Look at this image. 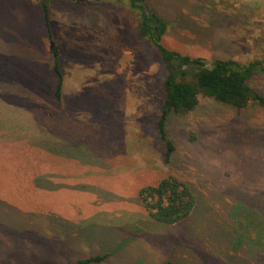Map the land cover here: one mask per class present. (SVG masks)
Here are the masks:
<instances>
[{
	"label": "rangeland",
	"instance_id": "1",
	"mask_svg": "<svg viewBox=\"0 0 264 264\" xmlns=\"http://www.w3.org/2000/svg\"><path fill=\"white\" fill-rule=\"evenodd\" d=\"M144 1L165 22L159 42L166 49L207 65L264 62V0ZM39 3L0 0V91L30 87L35 76L46 80L53 48L62 61L95 59V74L100 60L110 85L77 110L85 122L75 128L84 131L86 169L93 153L101 160L92 167L101 188L69 195L79 201L75 218L61 203L69 222L55 218L60 228L51 232L21 216L29 207L17 201L20 187H3L26 158L0 144V264H69L93 255L104 257L86 264H264V106L250 101L236 109L198 97L190 112L168 118L174 150L164 163L155 121L166 72L150 42L136 35L127 0H44L47 20ZM247 84L264 97V72H252ZM5 98L15 96L7 91ZM167 175L194 197L189 214L171 224L150 218L137 198Z\"/></svg>",
	"mask_w": 264,
	"mask_h": 264
},
{
	"label": "crops",
	"instance_id": "2",
	"mask_svg": "<svg viewBox=\"0 0 264 264\" xmlns=\"http://www.w3.org/2000/svg\"><path fill=\"white\" fill-rule=\"evenodd\" d=\"M56 59L58 76L52 59L46 80L35 76L30 87L16 84V90L0 91V144L14 146L26 158L23 165H17L6 175L7 185L3 187H20L17 201L22 207H29L27 211L21 210V216L27 213L38 223L51 225V232L60 228V224L56 227L53 223L55 218L58 223L69 222L61 203L75 218L78 209L75 202L79 201H67L69 195L78 189L101 188L94 184L99 173L93 171L95 159L101 160L93 153L88 163L93 168L86 169L87 154L80 136L84 131L75 127L85 122L77 110L92 102V98L96 103L93 91L103 84L109 86L111 81L108 73L103 74L100 60L96 59L99 67L95 74L96 68L91 66L95 59L69 57L62 61L58 56ZM6 88L14 89V84H6ZM7 91L15 98H5ZM23 187H28L25 199L23 194L27 190Z\"/></svg>",
	"mask_w": 264,
	"mask_h": 264
},
{
	"label": "trees",
	"instance_id": "3",
	"mask_svg": "<svg viewBox=\"0 0 264 264\" xmlns=\"http://www.w3.org/2000/svg\"><path fill=\"white\" fill-rule=\"evenodd\" d=\"M40 1L46 19V5L44 0ZM127 2L138 17L136 35L150 42L166 72L162 81L163 100L155 121V129L163 145L164 163L169 162L174 150L165 130L168 118L190 112L197 104L198 97H209L236 109L243 108L250 101L264 106V97L251 90L247 84L252 72H264V62L252 60L239 63L231 58H219L207 65L200 57L168 50L159 42L160 35L166 28L165 22L152 12L144 0ZM51 53L54 72L58 76L56 50L53 48ZM58 89L59 83L56 86V96ZM137 198L150 218L166 224L183 219L194 204V197L188 186L172 175L161 178L155 185L141 187ZM103 257L104 255L88 256L69 264H86L100 261Z\"/></svg>",
	"mask_w": 264,
	"mask_h": 264
},
{
	"label": "water",
	"instance_id": "4",
	"mask_svg": "<svg viewBox=\"0 0 264 264\" xmlns=\"http://www.w3.org/2000/svg\"><path fill=\"white\" fill-rule=\"evenodd\" d=\"M52 48V43H50V49Z\"/></svg>",
	"mask_w": 264,
	"mask_h": 264
}]
</instances>
